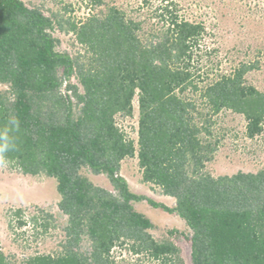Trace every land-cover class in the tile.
<instances>
[{
  "label": "trees",
  "instance_id": "obj_1",
  "mask_svg": "<svg viewBox=\"0 0 264 264\" xmlns=\"http://www.w3.org/2000/svg\"><path fill=\"white\" fill-rule=\"evenodd\" d=\"M59 15L0 0V128L11 116L20 122L5 159L24 174L54 178L66 216L59 250L19 264H114L113 249L124 245L163 264L179 258L171 239L149 232L154 224L136 208L141 201L185 220L192 264H264V169L218 177L206 170L219 148L214 116L221 111L244 114L250 138L263 131L264 91L245 78L257 64L203 74L194 54L206 28L182 17L173 1L157 8L162 28L146 38L115 6L78 22ZM56 26L76 34L90 53L85 61L57 50ZM136 95L137 142L115 119L132 114ZM133 156L143 180L175 198L174 206L131 189L121 162ZM84 169L104 175L112 190ZM30 220L42 233L56 222L48 212ZM0 264H13L1 247Z\"/></svg>",
  "mask_w": 264,
  "mask_h": 264
},
{
  "label": "rangeland",
  "instance_id": "obj_2",
  "mask_svg": "<svg viewBox=\"0 0 264 264\" xmlns=\"http://www.w3.org/2000/svg\"><path fill=\"white\" fill-rule=\"evenodd\" d=\"M172 1L178 5L182 17L203 23L206 28L200 47L194 54V62L203 74L213 77L231 72L241 62L256 63L257 67L249 71L245 78L249 84L264 91V0H104L101 6L90 5L89 0H25L27 4L39 6L47 15L58 12L59 18L64 16L76 22L115 6L126 14L127 19L140 24L139 32L145 38L162 28L163 20L156 16L157 8ZM53 34L59 38L57 50L69 52L81 61L90 56L73 31H64L56 26ZM4 88L0 84V90ZM214 118V133L220 142L206 170L218 177L233 175L240 170L257 172L264 169V122L263 131L250 138L246 133L247 119L244 114L226 109ZM115 119L126 137L137 142L138 95L133 100L132 114H117ZM83 171L96 184L112 190L104 175H95L86 169ZM121 174L134 192L146 194L171 207L175 205V198L161 194L158 186L143 180L137 156L122 160ZM59 200L54 178L24 174L8 161L0 164V247L13 264H19L29 255L59 250L62 225L66 219L65 215H59ZM19 208L24 210L22 217L16 214ZM136 208L153 222L154 227L149 232L155 239H171L180 248L179 258L174 257L165 264H192V243L186 238L192 231L185 220L176 213L155 208L147 201L136 203ZM47 212L55 216L56 222L47 233H42L40 226L36 227L30 218L33 215L45 216ZM19 218L27 223L19 226ZM174 229L178 231L171 233ZM112 256L114 264H163L162 259L134 254L127 245L116 246Z\"/></svg>",
  "mask_w": 264,
  "mask_h": 264
},
{
  "label": "clouds",
  "instance_id": "obj_3",
  "mask_svg": "<svg viewBox=\"0 0 264 264\" xmlns=\"http://www.w3.org/2000/svg\"><path fill=\"white\" fill-rule=\"evenodd\" d=\"M19 120L11 116L5 128H0V164L6 162V154L16 147V138L12 135L13 130H18Z\"/></svg>",
  "mask_w": 264,
  "mask_h": 264
}]
</instances>
